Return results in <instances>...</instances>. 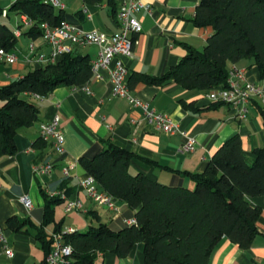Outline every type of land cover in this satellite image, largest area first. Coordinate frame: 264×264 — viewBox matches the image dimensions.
<instances>
[{
    "label": "crops",
    "instance_id": "crops-1",
    "mask_svg": "<svg viewBox=\"0 0 264 264\" xmlns=\"http://www.w3.org/2000/svg\"><path fill=\"white\" fill-rule=\"evenodd\" d=\"M3 1L1 6L7 12L16 0H6L7 6ZM125 1L116 0L118 6ZM141 1L150 10L136 14L142 31L134 37L133 57L122 59L130 73L128 85L138 74L161 76L167 73L188 54V47L203 52L213 33L212 29L198 28L193 22L199 0ZM99 10L108 8L105 5L82 4L74 14L68 12L67 8L65 12L71 23L83 28V22L94 21ZM4 18L19 39L15 50L20 59L11 65L0 60V87L42 67L25 59L31 44L40 53H50L42 38L33 40L25 35L29 27L22 21V16L9 13ZM116 23L110 14L109 20L99 24L95 30L112 33L117 30ZM21 39L26 41L21 44ZM76 52L90 56L93 61L98 57L99 49L97 47L93 54L88 46ZM232 67L244 69L247 79L261 87L264 93V80H261L253 60L245 59L231 64L229 69ZM102 76L101 80L91 78L77 88L59 87L46 98L25 95L39 107L40 119L33 126L19 130L15 137L17 153L14 156L0 158V225L4 227L8 246L14 253L9 258L0 244V264H43L45 253L36 238V230L41 227L49 237L56 233L57 228L61 232L68 229L87 232L99 223L107 224L115 231L130 226L126 221L135 219L136 211L117 200L118 213L99 207L81 185L89 174L80 165L79 159L105 149L110 143L135 155L130 163L132 174H143L164 185H182L190 189L194 188V182L183 174L204 172L214 153L231 137L238 135L241 138L250 163L255 159L254 151L264 148V119L261 113L264 102L260 100L250 105L246 119L239 120L230 107H213L207 97L209 92L185 89L175 82L164 86L138 82L130 88L133 95L147 103L151 110L167 114L177 123L180 132L169 135L149 125L141 109L115 97L108 74L102 72ZM188 104L193 105L191 109L186 107ZM56 116L61 117L64 154L55 151L53 142L35 144L41 138L42 125ZM190 139L196 141L195 151L183 152V146ZM47 163L53 165L51 173H34L35 167ZM69 164L75 167L71 175L65 177L63 171ZM45 195H62L70 200H80L83 209L67 212L65 200L62 199V203L55 207V223L44 226ZM24 196L28 197L32 208H27L21 202ZM249 202L251 206L261 209L257 221L259 233L251 248L243 250L230 240L223 239L212 254L213 264H264V196L251 197ZM14 217L28 220L32 226L14 232L8 226V221ZM97 263L145 264L144 244H137L131 254L123 259L113 253L101 254Z\"/></svg>",
    "mask_w": 264,
    "mask_h": 264
},
{
    "label": "trees",
    "instance_id": "trees-1",
    "mask_svg": "<svg viewBox=\"0 0 264 264\" xmlns=\"http://www.w3.org/2000/svg\"><path fill=\"white\" fill-rule=\"evenodd\" d=\"M81 1L87 6L105 5L116 18V0ZM3 13L0 0V48L11 51L19 39L5 23ZM9 13L26 16L33 22L25 34L33 40L41 38L43 23L54 27L70 19L65 10L41 0H16L7 16ZM193 22L198 28L213 30L203 52L188 47V54L167 73L135 75L129 82L131 89L138 82L154 86L175 82L185 89L209 92L227 87L229 66L245 59L253 60L264 80V0H199ZM91 62L90 56L75 51L56 64L44 65L0 87V158L14 156L19 130L40 119L39 107L25 95L46 98L59 87H80L92 78ZM192 106L186 105L188 109ZM261 113L264 119V111ZM41 143L40 138L35 144ZM254 154L250 163L241 138L231 137L214 153L204 172L183 174L194 182L192 189L132 174L130 163L135 155L113 143L81 157L80 165L101 192L136 211V223L118 231L99 223L87 232L64 235V243L73 250L67 264H98L99 255L106 253L127 258L140 243L144 244L145 264H213L212 254L223 239L243 250L251 248L259 233L261 209L251 206L249 198L264 196V148L256 149ZM44 197L45 226L55 223V207L63 200L60 196ZM8 226L20 232L32 225L14 217ZM36 231L46 258L52 240L43 227Z\"/></svg>",
    "mask_w": 264,
    "mask_h": 264
},
{
    "label": "built area",
    "instance_id": "built-area-1",
    "mask_svg": "<svg viewBox=\"0 0 264 264\" xmlns=\"http://www.w3.org/2000/svg\"><path fill=\"white\" fill-rule=\"evenodd\" d=\"M52 4L54 7L65 10L66 6L60 0H41ZM142 10L149 11L141 0H126L120 6L116 15L117 30L112 33H105L98 30L86 31L81 26L71 23L67 20L60 22L57 26H50L43 23L40 26L42 40L50 48L49 54L37 51L34 44L28 48V55L25 57L27 62L39 65L56 64L66 55L71 54L79 48H86L90 45L97 46L99 49L98 57L91 62L92 78L101 80L102 72H106L110 78L113 87V95L127 100L134 108L143 111L145 120L149 125L162 130L164 133L173 135L179 133L177 123L167 114L157 113L149 108V105L133 95L128 85L129 70L123 62V58H132L135 45V36L141 33L142 26L136 18V14ZM4 11L3 15L6 16ZM22 21L31 28L33 22L26 16H22ZM20 55L14 49L6 51L0 48V60L7 64H15L19 61ZM263 90L258 85L247 79L244 69L232 67L228 70L227 87L214 88L209 91L207 97L213 104H221L230 107L237 119L244 120L248 116L249 107L258 100L264 102ZM38 97V96H36ZM40 136L43 142H53L54 149L59 154L65 153V137L61 130V117L56 116L48 123H44L40 130ZM196 149V141L190 139L182 148L183 152L191 153ZM75 165L69 164L64 169L65 177H69L74 170ZM53 170V165L47 163L34 168V173L49 174ZM81 185L86 189L90 199L99 207L118 213L116 199L104 192H101L96 181L87 177ZM65 200L66 211H80L83 209V203L80 200H70L62 195ZM21 202L27 207L32 208V203L27 196L21 198ZM128 225H134L135 219L126 221ZM74 233V229H68L65 232L53 233L49 236L52 240L51 250L45 258L46 264H67L73 250L72 246L64 243V235ZM0 244L3 245L5 253L9 258L14 256L12 249L8 246L5 237V229L0 225Z\"/></svg>",
    "mask_w": 264,
    "mask_h": 264
},
{
    "label": "rangeland",
    "instance_id": "rangeland-1",
    "mask_svg": "<svg viewBox=\"0 0 264 264\" xmlns=\"http://www.w3.org/2000/svg\"><path fill=\"white\" fill-rule=\"evenodd\" d=\"M60 1L66 6L68 12L73 14L79 11L83 4L81 0H60ZM3 4L4 6L8 5L6 0L3 1ZM109 16L110 13L108 12V10H103V11L99 10L98 14H96V18L94 19V21L85 20L82 26L86 31H94L96 27L100 26L99 24H104L105 22H107L109 20ZM25 41H26L25 39H21V44L24 43ZM89 48H91V52L94 54L97 47L90 45Z\"/></svg>",
    "mask_w": 264,
    "mask_h": 264
}]
</instances>
